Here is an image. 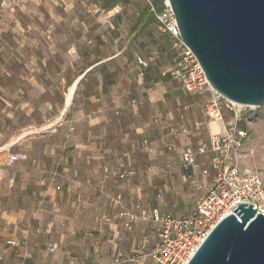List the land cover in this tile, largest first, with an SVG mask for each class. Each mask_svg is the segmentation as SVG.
<instances>
[{
  "label": "rangeland",
  "instance_id": "obj_1",
  "mask_svg": "<svg viewBox=\"0 0 264 264\" xmlns=\"http://www.w3.org/2000/svg\"><path fill=\"white\" fill-rule=\"evenodd\" d=\"M149 1L151 0H127L109 10L104 6L103 0H44L41 4H34L38 7L32 6L31 10L19 8L14 12L16 19L20 21V27L16 30H3L5 27L0 23V215L11 209H28L32 213V219L25 225L27 229L33 227L44 241L48 239V227L73 228L81 225L89 228L92 235L64 236L61 256L65 260L77 257L86 260L87 264H104L111 261L117 253L134 254L141 251L144 244L146 248L155 247L159 242L155 224L139 221L129 231L124 228L119 216L122 210L134 206L138 190L141 192L140 203L144 208L157 207L176 216L189 214L207 191L206 187L200 185L202 178L198 184L193 183L186 177L177 160H174L176 164L171 165V171L149 170L151 160L144 150L141 156L144 168L141 170H129L133 174L127 177H120L121 171L118 170L111 171L108 168L105 171L114 180L104 191L92 188L94 198L98 199L93 209L98 210V214L93 220L85 219L78 224L73 218L77 202L70 197H63L65 188L61 184V178L52 170L53 166L45 159L46 155L40 154L41 150L55 146L56 139L40 138L52 129L37 126L43 117L32 108V99H37L42 94L60 102L68 85L84 68L106 52L114 53L124 47H127V63H120L122 59L118 57L97 66L79 84L77 93L93 91L101 79L104 82L120 81L128 84H134L142 78L145 83L148 81L146 71L152 65L141 74L142 69L136 65V57L147 55L153 48L161 47L165 50L164 45L153 34L151 26L156 20L149 10ZM107 11L112 14L109 20L113 21L121 16L126 20L127 27L121 29L114 21L115 28L99 27V20L107 18ZM5 14L0 17V21ZM57 31L63 35V42L62 52L56 54L50 51V41ZM121 33L123 38L117 40ZM60 66L67 71L57 73L55 68L59 69ZM160 77L162 80L169 79L162 74ZM179 82L174 80L178 86ZM49 83L60 84L57 92L52 90L46 93L49 97L35 87ZM238 108L242 110V117L237 129L243 130L246 135L233 149V162L243 170L257 172L264 177V104L260 107ZM204 110L205 107L197 115L199 122L203 123L197 137L207 141L209 118ZM230 115V112L225 111L226 119H230ZM158 123L169 134L170 125L162 123L159 118ZM65 130L71 129L69 127ZM145 139L144 144L150 146V139ZM60 141L62 140L59 139L58 143ZM162 149L170 152L175 148L173 146L168 149L165 145ZM27 152H31L34 158L25 156ZM41 159H45L42 166L39 165ZM49 185L56 191L54 200H51ZM25 186H30L31 191L27 192ZM118 195H121L119 199ZM38 228L40 232H37ZM103 232L105 234H101ZM115 234L116 242L113 241ZM136 264L155 263L146 258Z\"/></svg>",
  "mask_w": 264,
  "mask_h": 264
},
{
  "label": "crops",
  "instance_id": "obj_2",
  "mask_svg": "<svg viewBox=\"0 0 264 264\" xmlns=\"http://www.w3.org/2000/svg\"><path fill=\"white\" fill-rule=\"evenodd\" d=\"M32 6L38 7L29 4L21 7L20 10H31ZM70 6L72 7V5H67V7ZM107 12V18L99 20V27L115 28L114 22L121 29L127 27L125 19L117 16L113 22L109 20L112 16L111 11ZM0 23L5 27L3 30L11 28L16 30L20 27V21L16 19L14 13L10 12H6ZM151 27L153 34L164 45L165 50L161 47L153 48L152 51L147 52V55H143L152 54L157 58L152 67L146 71L148 76L146 83L143 78L134 84L120 81L104 82L101 79L93 91L77 93L79 84L97 66L118 57L122 59L120 63H127L125 56L127 47H124L114 53L106 52L97 61L84 68L68 85L67 92L63 93L60 102L42 94L31 101L32 108L39 111L43 117L37 126L52 129L40 138L54 137L56 139L55 146L41 150L40 154L46 155L45 159L53 166L52 170H55L56 176L61 178V184L65 188L62 192L63 197H70L77 202V210L73 213V218L78 224L85 219L93 220L98 214V210L93 209L98 199L94 198L92 188L104 191L113 183V176L105 173L107 168L121 172L141 170L144 168L141 156L146 150L151 160L149 170L171 171V165L176 164V160L181 164L179 154L181 149L190 143L196 146L203 140L200 136L197 137L200 130V126L197 125L199 122L197 115L209 102L210 94L186 92L181 83L176 80L180 86L176 85L175 79L170 76L168 80H162L160 74L163 75L171 69L177 52L173 48L172 39L161 31L157 22ZM58 32H55L54 39L50 41L51 53L62 52L63 35ZM121 38H123L122 33L117 40ZM71 41L73 44V40ZM159 49L162 51L159 52ZM55 70L59 74L67 71L61 66ZM35 87L46 95L48 91L57 92L60 84L49 83L46 86L38 84ZM158 118L162 123L170 126H186L188 133L174 139L160 128ZM69 127L71 130L66 131L65 129ZM146 137L150 139V146L143 142ZM59 139L62 141L58 143ZM167 143H174L175 149L170 152L162 149ZM25 154V156L34 158L31 152ZM45 159L40 160V166L44 165ZM206 180L207 178L202 177L201 181ZM49 186L51 200H54L56 191L52 185ZM26 187L27 192H30V186L24 188ZM140 194L138 190L135 198L136 204L141 200ZM135 203L131 209L125 210H135ZM103 218L108 217L103 216ZM31 219L32 213L26 208L11 209L0 215V257L2 256L0 264H87L86 260L77 257L65 260L61 255L65 235H92L93 232H90L89 228L81 225L73 228L55 227L52 229L48 227L46 229L48 239L44 241L39 238V234L34 231L33 227L27 229L25 223L27 224ZM116 235L113 240L115 242ZM25 236L27 237L26 243H20L16 247L7 244L10 239H20ZM51 242H54L56 246L52 253L49 247Z\"/></svg>",
  "mask_w": 264,
  "mask_h": 264
},
{
  "label": "built area",
  "instance_id": "obj_3",
  "mask_svg": "<svg viewBox=\"0 0 264 264\" xmlns=\"http://www.w3.org/2000/svg\"><path fill=\"white\" fill-rule=\"evenodd\" d=\"M44 0H0V17L6 12L14 13L17 9L29 4H41ZM150 2V12L159 24L161 31L173 41L177 58L164 76L180 81L186 92L210 94L205 106L208 119L209 139L200 141L198 145L187 144L180 150L181 168L186 177L198 184L202 177L207 178L200 183L207 188L199 198L193 210L184 216H176L171 212H162L154 207L146 209L140 202L136 210H123L119 216L126 230H132L139 221H149L156 225L159 242L155 247L146 248L134 254L117 253L110 262L104 264H136L150 258L155 264H187L198 251L209 233L226 216L234 213L241 203H249L257 213L264 214V177L253 171L241 169L233 162V149L246 135L237 129L242 117L238 104L216 91L208 81L206 73L196 55L187 47L180 36V29L169 0H161L160 8ZM155 55H138L137 64L144 70L156 62ZM225 111L231 113L225 118ZM198 122L197 125H202ZM168 133L174 139L188 133L186 126H169ZM172 149L174 143L166 144ZM108 169V168H107ZM106 169V170H107ZM133 174L125 170L119 174L127 177ZM210 177V178H208ZM121 196L118 197V199ZM40 232V229H37ZM27 237L10 239L7 244L16 247L26 243ZM50 251H55V243L51 242ZM2 259V256L0 257Z\"/></svg>",
  "mask_w": 264,
  "mask_h": 264
},
{
  "label": "water",
  "instance_id": "obj_4",
  "mask_svg": "<svg viewBox=\"0 0 264 264\" xmlns=\"http://www.w3.org/2000/svg\"><path fill=\"white\" fill-rule=\"evenodd\" d=\"M169 1L181 39L196 55L211 86L238 104L262 106L264 0ZM233 211L187 264H264V214L249 203Z\"/></svg>",
  "mask_w": 264,
  "mask_h": 264
},
{
  "label": "trees",
  "instance_id": "obj_5",
  "mask_svg": "<svg viewBox=\"0 0 264 264\" xmlns=\"http://www.w3.org/2000/svg\"><path fill=\"white\" fill-rule=\"evenodd\" d=\"M103 1H104V6L108 9H111L115 5H117L123 1H127V0H103ZM161 3H162L161 1L159 3H157L156 8H160ZM149 8H150V6H149Z\"/></svg>",
  "mask_w": 264,
  "mask_h": 264
},
{
  "label": "bare ground",
  "instance_id": "obj_6",
  "mask_svg": "<svg viewBox=\"0 0 264 264\" xmlns=\"http://www.w3.org/2000/svg\"><path fill=\"white\" fill-rule=\"evenodd\" d=\"M70 100V99H69Z\"/></svg>",
  "mask_w": 264,
  "mask_h": 264
}]
</instances>
